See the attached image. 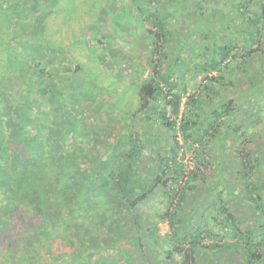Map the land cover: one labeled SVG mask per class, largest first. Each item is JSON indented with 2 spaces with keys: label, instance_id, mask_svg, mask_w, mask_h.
<instances>
[{
  "label": "trees",
  "instance_id": "obj_1",
  "mask_svg": "<svg viewBox=\"0 0 264 264\" xmlns=\"http://www.w3.org/2000/svg\"><path fill=\"white\" fill-rule=\"evenodd\" d=\"M62 1L0 0V264H264V143L254 129L264 121V0H215L225 9L203 22L196 17L213 0H193L191 19L185 0H167L164 17L156 8L163 0H132L158 56L139 87L138 109L120 114L124 131L103 155L95 149L98 131L84 135L87 144L76 140V126L96 116L85 108L83 120L72 119L67 106L80 108L73 75L55 84L59 66L86 73L47 35ZM117 1L106 0L100 14L125 36L135 24L119 22ZM178 7L187 36L212 28L200 63L181 56L183 36L162 59ZM98 24L75 44H104ZM200 48L188 49L195 57ZM236 82L241 90L225 93ZM191 83H200L197 93H189ZM101 98L107 104L99 116L117 111L111 96ZM152 125L161 126L158 134ZM229 154L239 193L226 181ZM112 252L119 258L111 260Z\"/></svg>",
  "mask_w": 264,
  "mask_h": 264
},
{
  "label": "rangeland",
  "instance_id": "obj_2",
  "mask_svg": "<svg viewBox=\"0 0 264 264\" xmlns=\"http://www.w3.org/2000/svg\"><path fill=\"white\" fill-rule=\"evenodd\" d=\"M105 1L106 0H64L61 3L62 7L60 10L53 14L49 19L47 28V35L50 39L55 41L56 44L67 48L69 50V55L74 59L75 63L80 65L81 68L86 71V73L80 71L74 74V69H68L71 65L64 68L59 66L58 77L55 80V84L63 86L65 81L67 82L69 77L73 75L75 83L79 86V92L76 97H78L77 100H80V108H77V111L75 112H71L70 107L67 106V110H69L72 119H75L76 121L83 120L86 114L83 113L82 110L85 108L87 110V115L96 116L94 123L90 124L91 121L88 119L76 126V140L87 144L88 140L84 138V135H87V132L93 135L95 130L98 131V136L95 138L100 140V143L96 145L95 149L100 155H103L105 150H107L112 135L124 131L125 122L120 114L132 116V114L138 109L140 101L138 95L139 87L144 80L153 76L152 62L155 60V57L158 56V54L153 51L152 41L144 38L147 36V29L144 28L143 25H140L141 19L143 20V18L138 17L140 15H137L134 11L135 7L132 5V0H118L117 3L114 4L112 2L114 7L113 13H116L115 10H117L120 17H123L118 19L120 20L119 22L123 23V25L128 21L132 22V24L134 22L135 24L131 31L126 33L127 35L125 36L121 34L120 30L116 32L117 29L109 18L104 17L103 15L101 16L100 13H103L101 5H103ZM222 1L218 3L213 0L211 6L210 4L207 5V7L211 9L204 12L201 11L200 17H196V19L200 18L201 22L211 20L212 17L215 16V10L225 9L226 5H224ZM184 2H187V5H190L189 8L187 6H185V8L189 12L191 19L193 15V8L191 7L193 0H185ZM156 8L162 17L166 16L168 11L171 10L167 0H163L160 5L156 6ZM214 8L215 10L213 11ZM189 9L192 11V14ZM114 16L117 17L116 14ZM208 17H211V19H208ZM131 19H133V21ZM101 21L102 26L99 31L105 38L104 44H97V41L86 42L85 44H75L76 40L80 39L85 34H88L91 26L99 25L98 22H100L101 25ZM213 21L217 20L213 19ZM167 24L173 37L166 47V57L164 54L162 55V59H164L165 63L171 58L174 52V46L178 42V37L181 36L184 37V47L186 46L182 51L181 56L185 61L193 60L191 63L192 65L195 62L200 63V52H202L204 48L205 52L209 53L206 49L212 47V28L206 27L205 33H203V35L199 34L198 37L195 38L187 36L190 27L188 25V20L185 17V10L179 7L174 9L173 17L168 20ZM122 28L123 27L120 26V29ZM112 34L115 36H112ZM206 35H208L209 38H206ZM190 44H199V46H201L200 51L196 53L195 57H193L195 53L190 51L191 49H188L190 48ZM92 50H95L96 52L93 53ZM114 50H120L122 52L119 54L121 58H114L115 61L110 63L108 60L115 56V54H113ZM3 51V49H0V58ZM60 76H62V78H60ZM197 79V81H202L203 76H199ZM191 84L192 87L189 89V93H197L200 90V83ZM240 90L241 89L236 82L235 85L225 89V93L234 95ZM105 94L112 97L114 105L117 107V111H115L116 113L113 110L110 112L105 111L106 114L104 113V115L99 116L101 111L100 103L107 104L105 103V99L101 98V96L105 97ZM186 99L187 97H185L184 101H186ZM48 111L50 112L49 109ZM84 122L86 124H84ZM134 127L140 129L145 128L143 127V124L140 126L139 122L134 124ZM160 127L161 126L156 127L152 125L151 131L154 134H158V129ZM254 129L256 132L260 133L261 141L264 143V121ZM160 136L161 138L163 137V135ZM180 141L183 144L181 139ZM181 155L184 156V163L186 166L189 169H192L194 161L191 153L184 149ZM232 162V156L229 154L225 160L227 167L230 165V169L226 171V181L230 184L235 183V186L237 187V175L239 171L236 165L231 164ZM214 166H216L215 163ZM215 169L216 167L210 171L214 177L216 176ZM240 190L241 188L238 186L237 192H241ZM154 208L155 206L150 204L143 209V212H148L150 209ZM160 228L161 234L163 235L169 232V227L165 223L160 224ZM156 248L158 251H163L158 245ZM116 256L119 258V255L112 252L110 259L115 260L117 259ZM240 256L241 254L239 253L238 257ZM164 258L165 256L163 259ZM236 261L237 258L233 259L230 264H236ZM116 262L120 264L119 261H114L113 264H116Z\"/></svg>",
  "mask_w": 264,
  "mask_h": 264
}]
</instances>
